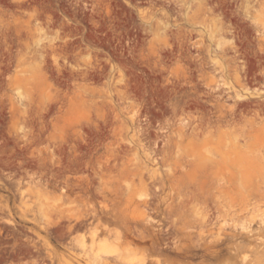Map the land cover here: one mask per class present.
I'll return each instance as SVG.
<instances>
[{
  "label": "rangeland",
  "instance_id": "1",
  "mask_svg": "<svg viewBox=\"0 0 264 264\" xmlns=\"http://www.w3.org/2000/svg\"><path fill=\"white\" fill-rule=\"evenodd\" d=\"M0 264H264V0H0Z\"/></svg>",
  "mask_w": 264,
  "mask_h": 264
},
{
  "label": "bare ground",
  "instance_id": "2",
  "mask_svg": "<svg viewBox=\"0 0 264 264\" xmlns=\"http://www.w3.org/2000/svg\"><path fill=\"white\" fill-rule=\"evenodd\" d=\"M203 126V125H202ZM202 126H199V127H202ZM201 130V129H200ZM206 134V133H205ZM231 144V143H230ZM219 145V144H218ZM233 145V144H232ZM236 145V144H235ZM229 146V145H228ZM221 148V147H220ZM219 151V150H218ZM217 151V152H218ZM257 152V151H256ZM259 153V152H258ZM240 154V153H239ZM204 158V157H203ZM220 158V157H219ZM202 160V159H201ZM199 162H200V160H199ZM205 164V163H204ZM219 166H220V164H219ZM209 168V167H208ZM210 168H212V167H210ZM214 169V168H213Z\"/></svg>",
  "mask_w": 264,
  "mask_h": 264
}]
</instances>
